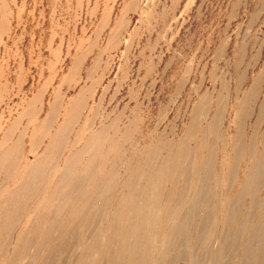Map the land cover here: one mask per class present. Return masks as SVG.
Here are the masks:
<instances>
[{"label": "rangeland", "instance_id": "rangeland-1", "mask_svg": "<svg viewBox=\"0 0 264 264\" xmlns=\"http://www.w3.org/2000/svg\"><path fill=\"white\" fill-rule=\"evenodd\" d=\"M242 101L249 108L240 144L234 141ZM263 105L264 0H0V159L2 151L22 137L16 142L20 153L10 177H24L32 167L45 162L47 179L40 185L50 194L86 138L117 116L119 129L114 137L121 138L125 125L135 119L134 129L129 130L130 142H119L118 146L122 145L119 149L124 159L127 156L125 160L131 165L137 163L141 171L129 180L123 159L111 154L104 168L109 172L107 178L113 171L116 188L113 197L101 196L110 211L99 215L114 217V202L128 195L126 184L146 196L148 207L142 206L145 214L150 212L138 225L161 224L157 240L144 234L135 236L137 226L131 225L134 212L130 211L127 221L131 223L124 225L131 229H125L123 242H127L129 253L138 242L136 259L147 252L156 254L157 258L152 261L150 257L146 264H249L254 250L264 264ZM217 106L220 140L214 142L207 129L217 115ZM259 115H263L262 122L256 125ZM67 116L73 121L58 136L63 138L62 147L49 145ZM194 117L199 122L196 138L181 147L194 161L192 173L187 178H157L158 167L166 168L173 160L172 153L180 149ZM9 128V142H4ZM255 129V142H250ZM76 135L80 139L74 142ZM199 136H205L204 142ZM236 145L243 147L246 157L234 164V156L240 153L233 151ZM91 148L78 159L79 166L69 168L67 175L71 173L75 187L71 192L69 188L62 190L54 205L42 211L47 201L45 187H40L28 196L25 206H15L26 210L20 214L17 229L2 232L0 264H82L93 255L99 264H115L111 255L118 256L119 250L109 237L114 232L107 220L100 221L87 208L81 209L80 221L73 213L95 196L89 190L93 180L106 181L103 175L93 174L84 181L79 175L80 164L97 145ZM208 149L212 161L205 165ZM252 153L249 160L247 155ZM251 167L261 168L262 173L256 176L260 185L253 187L251 196L240 199ZM179 171L187 174L183 168ZM150 178H155L154 183ZM16 188L15 181L2 182L0 203ZM155 191L163 195L158 202L151 196L157 197ZM65 199L62 219L49 218ZM172 208L181 210L179 225L174 214L168 216ZM233 208L239 224L232 227L225 216L233 214ZM257 213L263 218L261 243H254L249 233L256 230ZM173 232L178 236L169 244L166 241ZM146 240L152 241L147 250ZM57 246L60 250L52 253ZM219 248L223 252L218 258L215 252ZM130 254L124 257V264H137Z\"/></svg>", "mask_w": 264, "mask_h": 264}, {"label": "bare ground", "instance_id": "bare-ground-1", "mask_svg": "<svg viewBox=\"0 0 264 264\" xmlns=\"http://www.w3.org/2000/svg\"><path fill=\"white\" fill-rule=\"evenodd\" d=\"M256 82L258 83V81H256ZM250 90H252V89H250ZM247 100H248V98H247ZM247 100H245V101H247ZM244 102L243 101L240 102L241 105L239 104L240 106L237 109V115H236V117H237V126H236L237 127V132L236 133L237 134L235 135V141L234 142H237V143L239 142L240 144H241V142H244V137L242 135L243 134L242 127H243V124H244V116H245L246 109L249 108V107L245 108V106H243V103ZM219 105H220V103H219ZM216 108H217V115H216V117H214L211 120V123H210L211 125L209 126V129H207L208 132H210V134L213 136V138H214L213 141L214 142H217L218 140H220L218 138V135H217V133L219 131L217 129L218 128V119H217V117H218V114H219V111H218L219 109H218V106ZM263 109H264V107H263ZM31 113H32V111H31ZM74 114H75V112H74ZM263 115L262 116L261 115L258 116V118H257L258 121L256 120V125H258L260 122H262L261 120L263 118ZM117 118H118V116L116 118H114L113 120H111V122H108V123L103 124V126L101 127V129H99V131H97L94 135H91L88 138H86V140H84L85 143L77 151V154L71 156V158L68 160L69 163H68V167L66 169L67 171L59 179V181L57 183V186L55 188L51 189L52 192L50 194H48V191L46 192V187L45 186H43V185L41 186L40 185L43 181H45L47 179V178L44 179L45 174H47V171L45 170V167H46L45 162H42V163L37 164L34 167H32L31 170H30V172L26 176H24V177H19V176L17 177V176H14V175H11V177H10V174L12 173V171L15 170L14 169V167L16 166L15 164H17V160H16V163H14L15 158H17L16 155L18 156L19 153H20L19 144H17L16 142H21L22 137H20L15 143H13V145L11 147L7 148L5 151H2V158L0 159V178L2 177V175H6V176L10 177L11 180H5V177L1 178L2 179V182H7V183L8 182H13L14 183V181H15V184H16L17 188H16V190L13 193H11L8 197H6V199L4 200L3 203H0V241H2V232L3 231H5L6 229L13 230L14 231L15 229L18 228L17 225L19 223V217H22L21 215L26 210L24 208H20L21 210H18L17 208H15V206L18 203H21L22 206H25L26 203L28 202V196H31L33 193H36L40 187H42V189L45 187V191L44 192H46V195L44 196V198L47 201V204H46V206L44 207V209L42 211H45L46 208H48V206L50 204L54 205L57 197H59V195L61 194L62 190L66 189V188H69V192H71L70 189L74 188L75 185L71 182V178H72V177H70L71 173L69 174V177L67 175L69 173V168L71 167V165H73V167H77V166H75L76 164L79 166L78 159L80 160L81 157H83L84 155L86 156L87 152L89 150H91L92 149L91 147L93 145H95V144L97 145V149L94 151V153H92V154L89 153L88 159L84 163L82 161V164H80V172H79V175H80V177H81V179L83 181L86 178H92V175L93 174L103 175L106 178V181L103 183V182H99L97 179L93 180L92 185L89 188V190H93V193L95 194V196L92 197L90 200L84 201L82 203L81 208L78 207L77 209H74L73 213L76 216V220L77 221H80V217L82 215L81 214V209H83V208H87L89 211H93L97 216H99L100 221L107 220L106 222L109 223L108 224V227L110 228L111 231L113 230V232H114V233H109L110 234L109 237H110V239H112L114 241V243L117 245L118 250H119V255L118 256L111 255L112 258L115 260V264H124V262H125L124 257L127 256V255H129L131 252H132V254H130V255H132L131 257H133V258L135 257V259H136V255L138 254V251L140 250V247H138V242L137 241H135L133 243L132 247L130 248V251H131L130 253H129L128 250L126 251L127 248H126L125 244L127 242L125 241L126 243H123L124 240H125V238L127 237V234L125 232V229H127V227H130V225H128V224H127L128 226L127 225H124V223H128L129 222V221H127V216L130 215L129 214L130 211L131 212H134L133 215H131V217H133V219L131 218L132 219L131 222H134V223L133 224L131 222H129V223H131V225H133V226H137L136 227L137 230L135 231V236L137 235V237L139 238V237L142 236V234H144V236H146L148 238L154 236V238H156V240H157V237L159 235L158 233H159V231H161V224L158 225V226H157V224L156 225L153 224V225H149L147 227H142V223L140 225H138L139 224L138 220L139 219H143V216L145 217V215H147L150 212L148 210V208H147V210L149 212L148 213L146 212L147 214H145V209H143L144 206H146V199L147 198H146V196L144 194H138L136 191L132 190L128 186V184H126L124 186V187H126L125 189L128 190V195L125 196V198L123 196L124 199H122L121 201H118V202L115 201L114 202L116 204V207H117L116 209L113 210L114 217H109L107 219H104L103 217H101L99 215L101 213H107V212L110 211V207L108 206L109 204H105L104 201L102 200V197L101 196L106 197L108 195V196L113 197V195L115 193V188H116L115 176L113 174V171H111V176L107 178L106 175L109 172H107L105 170V168H104V166H105L107 160L110 158L111 154L113 155V157H116V158L120 157V158L123 159L122 166L125 168L126 174L129 176L128 177L129 180H131L136 174L140 173V171H141V167L137 163L135 165H131L129 163V161L125 160V159H127V156L124 159V155H121V153L123 151L119 149V147H121L122 145L120 144V146H118V143L119 142H121L122 144H123V142L124 143L125 142H130L131 139L129 138L130 140H128L129 130L132 129V128L134 129V127H135L134 125L137 123V121L135 119L133 120L131 118L133 121H129L125 125V127L123 128L125 130L124 131V135L123 136L121 135L122 136L121 138H120V136L118 138H115L116 136L114 137V134L116 132V129H119L118 126H117V123H116ZM72 121H73V119L71 120V117L70 116H67L66 117V121L64 123H62V127L59 129V133L56 136H54L55 138H53L51 136L52 138L49 139V142H50L49 145H51V146L53 145V147L54 146L55 147H62L63 138L62 137H58V136L60 134H63L64 133V130L67 128V126L69 124L72 123ZM118 121H119V119H118ZM15 123H13V124L15 125ZM132 126H134V127H132ZM43 127H45V126L43 125ZM10 131H11V128H9V130L5 133V135L3 137V141L4 142H9ZM198 131H199V122H197V119L196 118L195 119H192L191 124L189 125V128L186 131L185 136L181 140L180 149L177 148L178 151H176L175 153H172V155L174 156V158H173V160H170L169 162H167L168 164H167L166 168H160V167H158L159 169L157 170V173H156L158 175V176L156 175L157 178L159 177V179H161V178H165L166 179L167 176H169V178H170L169 180H171L172 179L171 177H173V176L180 177V178H182V177L185 176L187 178L188 174L189 173H192V172H190V169L194 165V161H192L189 158L190 155L188 154L187 150L184 149V148L181 149V147L182 146H185L186 142H190L189 140H193L194 141L195 138H196L195 136H196V134H197ZM202 131L203 130H201V132ZM108 133H110V135ZM116 134H117V132H116ZM253 134H254V137L251 139L250 142H255V138H256L255 136L257 134L256 133V129L254 130ZM203 135H204V131H203ZM205 135H207V134H205ZM78 136L79 135H76L73 138L74 139V142H77V140L80 139V138L78 139ZM199 137L201 139L200 142H204V140H202V139L205 136L203 138L201 136H199ZM260 140L262 142H264V132H262L260 134ZM196 141H195V143H196ZM213 141H211V142H213ZM4 142H2V144ZM30 142H33V138H30ZM51 142H53V143L56 142V145L55 144H51ZM58 142H60V143H58ZM74 144L72 146H74ZM89 148H91V149H89ZM238 148H239V146L236 145V147L233 149V151H235V152H240L237 156H234V158H233V163L234 164H236L237 162H240L243 158L246 157V154L243 153V147H241V149L240 148L238 149ZM133 154H134V156H136L135 153H133ZM149 154H151V153H149ZM130 155H132V153ZM0 156H1V152H0ZM151 156H152V154H151ZM173 156H171V157H173ZM247 156L249 157L248 159L251 160L252 157H253V153L252 154H249ZM100 159H101V161H100ZM207 159H208L207 162L205 161L206 164L204 163L205 165H209L211 163V161H212V154H211L210 149H208V151H207ZM80 163H81V161H80ZM160 166H162V165H160ZM178 168L179 169L180 168H183L187 172V174L185 175L182 171L176 172V170ZM199 168H201V167L199 166ZM205 169L207 170V168H205ZM205 172L206 173L209 172V174H211V175L214 174V172H213L212 169L208 170V172L207 171H205ZM248 173H250V176H249V178L247 180V183H246L245 187L243 188V190L241 192L240 199L241 198H245V196H251L253 187L257 188V186L259 184V181H260V179H256V176L258 174H261L262 173V170H261V168L258 169L257 167H255V168H252L251 167L248 170ZM193 174H194V176H196V174L194 172H193ZM154 175H155V173H154ZM211 177H214V176L212 175ZM154 179L155 178H153V181H154ZM78 180H79V177H78ZM129 180H127V181H129ZM150 180L152 181V178H150L149 181ZM153 181L151 183H154ZM156 181H157V179L155 180V182ZM167 181H168V178H167ZM124 182H126V181H124ZM159 182H160V180L157 183H159ZM1 183H0V186H1ZM163 184H165V183H163ZM158 185L159 184H157V186ZM155 193H156V191H155ZM119 196H118V199L122 198V195H121L120 198H119ZM151 196H152V198L155 201L157 200V202H158V200H160L159 198L162 197L163 195L160 194V193H156V196H157L156 198L154 197L153 194ZM66 204H67V199H65L61 203H59L57 205V206H59V208H57V206H56V209L57 210L54 209L52 212H50L48 214L49 215V218H51V217L60 218L61 217V219H62V216L66 212ZM138 204L141 205L140 208L138 207L139 208V209L137 208L138 210L136 209V211H132L133 210L132 208L136 207V205H138ZM142 205H144V206H142ZM153 206H154V204H153ZM161 206H162V204H161ZM146 207H148V206H146ZM163 209H161V210H163ZM166 211H168V210H166ZM179 213H181V210H179V208H172V209H170V211H168L169 218L173 214L175 215L174 218H175V220H176V222H177L178 225L181 222L180 214ZM232 213L233 214L226 215L225 218L227 220L228 225L231 224L232 227H233V226H235V225H237L239 223L237 222V216H238V214H236V211H235L234 208L232 209ZM166 214L167 213L165 212V215ZM157 215H158V213H157ZM154 216H156V215H154ZM257 216H258L257 217V220H255L256 221V225H254L255 226L254 228H256V230H253L252 229V231H249V233L251 234V237H252L251 239H252V241L254 243H261L263 237H262V233L260 231V229L262 227H260V226H261V223H263V218H262V216H261L260 213H257ZM12 218H14V219H12ZM145 219H146V217H145ZM145 219H144V221H145ZM152 219L153 218H151V220ZM164 222H166V221H164ZM171 222H173V220H171ZM32 228L37 229V227L35 225H33ZM130 229H131V227L129 228V230ZM145 229H148V230H145ZM107 233H108V231H107ZM128 234H130V233L128 232ZM133 235H134V233H133ZM48 236H49V234L46 237H48ZM155 236H157V237H155ZM177 236H178L177 232H173V235H170L169 236V241H166V242H169V244H170V242L172 243L173 238L175 240V239H177ZM159 237H161V236H159ZM229 239L232 240L233 238H229ZM160 240H161V238H160ZM164 240H165V236H164ZM21 241H24V240H21ZM93 242H94L95 245H97V243L95 241H93ZM151 242H150V240H148V241L146 240V246L144 247L146 250L150 246V243ZM91 245H93V244H91ZM151 245H152V243H151ZM255 245H257V244H255ZM129 246H131V245L129 244ZM127 247H128V245H127ZM162 247H164V246H162ZM96 248H97V246H95V249ZM59 250H60V248H59V246H57L51 252L52 253H56ZM88 251L93 255V251H92L91 247L88 249ZM157 251H159V250H157ZM222 252H223V249H221V248H219V249L216 250L215 253L217 254V257L218 258L220 257V255L222 254ZM52 253H51V255H52ZM105 253H107V252H105ZM155 255L156 254H154V256H151L150 254H148V252L145 253V254H141L139 256V258L136 259V263L137 264H146L148 260H151L150 257H152V261H154L155 260L154 257H156ZM93 256L91 257V261H89L86 258H84L83 261H82V264H99V260L96 259V258H93ZM159 256L160 255H158V257ZM262 262H263L262 256L257 253V250H254V252L251 253V257H250L249 264H261Z\"/></svg>", "mask_w": 264, "mask_h": 264}]
</instances>
